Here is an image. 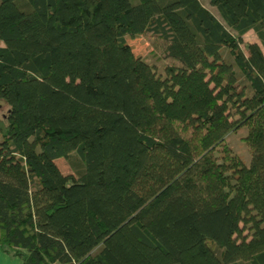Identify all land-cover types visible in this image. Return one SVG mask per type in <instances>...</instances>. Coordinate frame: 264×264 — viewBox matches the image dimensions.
Wrapping results in <instances>:
<instances>
[{
    "label": "trees",
    "instance_id": "trees-1",
    "mask_svg": "<svg viewBox=\"0 0 264 264\" xmlns=\"http://www.w3.org/2000/svg\"><path fill=\"white\" fill-rule=\"evenodd\" d=\"M209 1L223 19L201 0H0L4 251L264 264V0ZM244 128L249 161L228 140Z\"/></svg>",
    "mask_w": 264,
    "mask_h": 264
},
{
    "label": "rangeland",
    "instance_id": "rangeland-1",
    "mask_svg": "<svg viewBox=\"0 0 264 264\" xmlns=\"http://www.w3.org/2000/svg\"><path fill=\"white\" fill-rule=\"evenodd\" d=\"M201 1L206 7L213 11L217 17L223 19L216 7L210 4L209 0ZM256 37L257 33L254 31V29H250L244 34L245 43ZM128 41L134 45L135 53H140L143 56H146L147 59H149L152 63L156 65L158 71L163 72V59H161L159 55H157V53L153 51L148 41H146L143 37L129 38ZM245 43L243 44L244 48H246ZM0 102V112L3 113L8 109V106L2 100H0ZM246 131L247 128H244L243 131L231 132L228 135V140L229 143L232 145L233 149L238 151L245 158L246 161H249L251 158V151L249 145L246 143V141L242 140L241 138V134L245 133ZM75 157L78 158L77 155ZM56 162L64 173H68L71 176L78 177V173L75 171V168L72 167L67 158L59 157L56 159Z\"/></svg>",
    "mask_w": 264,
    "mask_h": 264
},
{
    "label": "crops",
    "instance_id": "crops-1",
    "mask_svg": "<svg viewBox=\"0 0 264 264\" xmlns=\"http://www.w3.org/2000/svg\"><path fill=\"white\" fill-rule=\"evenodd\" d=\"M249 31V30H248ZM250 41H257L262 43L259 36L257 35L256 38H253ZM23 260L17 255H11L3 250L0 244V264H22Z\"/></svg>",
    "mask_w": 264,
    "mask_h": 264
},
{
    "label": "water",
    "instance_id": "water-1",
    "mask_svg": "<svg viewBox=\"0 0 264 264\" xmlns=\"http://www.w3.org/2000/svg\"><path fill=\"white\" fill-rule=\"evenodd\" d=\"M0 104H1V102H0Z\"/></svg>",
    "mask_w": 264,
    "mask_h": 264
}]
</instances>
